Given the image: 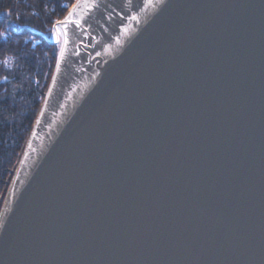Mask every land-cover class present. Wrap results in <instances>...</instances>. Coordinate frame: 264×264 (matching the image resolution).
Returning <instances> with one entry per match:
<instances>
[{
    "label": "water",
    "instance_id": "obj_1",
    "mask_svg": "<svg viewBox=\"0 0 264 264\" xmlns=\"http://www.w3.org/2000/svg\"><path fill=\"white\" fill-rule=\"evenodd\" d=\"M0 209V264H264V0H75Z\"/></svg>",
    "mask_w": 264,
    "mask_h": 264
},
{
    "label": "trees",
    "instance_id": "obj_2",
    "mask_svg": "<svg viewBox=\"0 0 264 264\" xmlns=\"http://www.w3.org/2000/svg\"><path fill=\"white\" fill-rule=\"evenodd\" d=\"M73 1L0 0V209L56 63L52 26Z\"/></svg>",
    "mask_w": 264,
    "mask_h": 264
},
{
    "label": "rangeland",
    "instance_id": "obj_3",
    "mask_svg": "<svg viewBox=\"0 0 264 264\" xmlns=\"http://www.w3.org/2000/svg\"><path fill=\"white\" fill-rule=\"evenodd\" d=\"M74 2H75V0H74ZM66 13H67V12H66ZM56 37H58L59 39L61 38V37H60V34L53 35V32H52V38H53V40H54ZM54 42H55V40H54Z\"/></svg>",
    "mask_w": 264,
    "mask_h": 264
},
{
    "label": "bare ground",
    "instance_id": "obj_4",
    "mask_svg": "<svg viewBox=\"0 0 264 264\" xmlns=\"http://www.w3.org/2000/svg\"><path fill=\"white\" fill-rule=\"evenodd\" d=\"M55 30L57 31V33H61V28L58 25L55 26Z\"/></svg>",
    "mask_w": 264,
    "mask_h": 264
},
{
    "label": "built area",
    "instance_id": "obj_5",
    "mask_svg": "<svg viewBox=\"0 0 264 264\" xmlns=\"http://www.w3.org/2000/svg\"><path fill=\"white\" fill-rule=\"evenodd\" d=\"M1 38L2 39H5L6 38V35L4 33L1 34Z\"/></svg>",
    "mask_w": 264,
    "mask_h": 264
},
{
    "label": "snow or ice",
    "instance_id": "obj_6",
    "mask_svg": "<svg viewBox=\"0 0 264 264\" xmlns=\"http://www.w3.org/2000/svg\"><path fill=\"white\" fill-rule=\"evenodd\" d=\"M53 35H55V33H53Z\"/></svg>",
    "mask_w": 264,
    "mask_h": 264
}]
</instances>
